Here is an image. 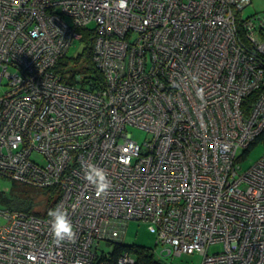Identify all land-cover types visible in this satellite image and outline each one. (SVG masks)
<instances>
[{"label": "built area", "instance_id": "built-area-1", "mask_svg": "<svg viewBox=\"0 0 264 264\" xmlns=\"http://www.w3.org/2000/svg\"><path fill=\"white\" fill-rule=\"evenodd\" d=\"M250 3L0 0V176L59 186L47 212L0 209V264H107L103 243L130 220L156 233L159 259L264 264V155L241 165L264 132V13L244 17ZM83 28L102 79L55 71ZM89 165L111 181L103 196ZM57 209L74 243L54 242Z\"/></svg>", "mask_w": 264, "mask_h": 264}, {"label": "trees", "instance_id": "trees-1", "mask_svg": "<svg viewBox=\"0 0 264 264\" xmlns=\"http://www.w3.org/2000/svg\"><path fill=\"white\" fill-rule=\"evenodd\" d=\"M82 30L83 38L81 41L84 44L83 50L76 56L72 57L67 56L66 52L55 65V71L62 73L64 78L67 77L66 72L81 71L93 72L97 78L102 79V73L92 62L94 48L93 31L85 28ZM77 66L79 67V70L75 71ZM259 143H264V132L253 141L248 149V153ZM247 155L244 157L246 158ZM58 190V184L53 187L49 186L47 189H42L12 180L8 191L0 190V205L24 212L40 213L38 212L40 210L36 209V205L41 201H45V212H47L52 208L58 195ZM125 251H129L135 256L136 262L134 264H169L156 257L150 249L138 245L127 244L124 240L113 245V249L109 251L110 255L105 257L107 264H117L118 257Z\"/></svg>", "mask_w": 264, "mask_h": 264}, {"label": "rangeland", "instance_id": "rangeland-1", "mask_svg": "<svg viewBox=\"0 0 264 264\" xmlns=\"http://www.w3.org/2000/svg\"><path fill=\"white\" fill-rule=\"evenodd\" d=\"M257 13H264V0H252V3L247 5L243 10L244 17L254 16ZM84 44L81 40H76L67 51V56L72 57L76 56L83 50ZM129 131L132 133L134 139L142 142L149 134L139 128L130 126ZM264 155V143H259L254 146L247 157L242 160L241 165L242 169H247L255 162H257ZM37 160H41L40 155L33 156ZM12 180L3 176H0V190L8 191L11 186ZM46 205L45 201H41L36 205V209H44ZM6 206L0 205V209L5 208ZM6 218L0 213V224H4ZM156 233H154L150 228L149 224L141 220H130L126 226V233L124 235V242L130 245H138L150 249L152 252L158 256L160 254L162 246L156 244ZM103 246L106 250L111 251L113 245L109 246L106 242L103 243ZM222 249V244L212 245L210 248V254ZM163 261L169 264H201L203 260V253L200 251H195L193 253H183L177 256H163Z\"/></svg>", "mask_w": 264, "mask_h": 264}, {"label": "clouds", "instance_id": "clouds-1", "mask_svg": "<svg viewBox=\"0 0 264 264\" xmlns=\"http://www.w3.org/2000/svg\"><path fill=\"white\" fill-rule=\"evenodd\" d=\"M89 170L85 173V178L96 184L97 197L103 196L111 187V181L107 178V173L95 165H89ZM52 217V235L55 243L59 244L64 241L75 242L76 232L72 221L69 218L67 210H52L49 213ZM79 264V261L76 262Z\"/></svg>", "mask_w": 264, "mask_h": 264}, {"label": "crops", "instance_id": "crops-1", "mask_svg": "<svg viewBox=\"0 0 264 264\" xmlns=\"http://www.w3.org/2000/svg\"><path fill=\"white\" fill-rule=\"evenodd\" d=\"M251 3H252V0H251Z\"/></svg>", "mask_w": 264, "mask_h": 264}]
</instances>
